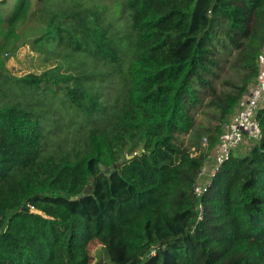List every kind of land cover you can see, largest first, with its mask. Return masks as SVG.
Instances as JSON below:
<instances>
[{"label": "trees", "instance_id": "obj_1", "mask_svg": "<svg viewBox=\"0 0 264 264\" xmlns=\"http://www.w3.org/2000/svg\"><path fill=\"white\" fill-rule=\"evenodd\" d=\"M39 1L31 15L45 18L33 50L67 42L84 59L120 65L122 37L101 22L102 8L46 9ZM27 2L18 0L8 15L0 0V32L16 34ZM126 6L137 40L110 118L86 87L89 75L60 65L15 76L0 60V264H264V104L261 138L243 155L232 151L201 200L193 192L225 122L259 74L264 0ZM230 59L240 78L227 79L230 89L219 92L215 79ZM34 90L62 93L100 125L87 130L74 153H46L42 109L28 97ZM205 93L218 123L207 129V147H188L180 137L195 129L192 111ZM95 242L103 247L96 259Z\"/></svg>", "mask_w": 264, "mask_h": 264}, {"label": "rangeland", "instance_id": "obj_2", "mask_svg": "<svg viewBox=\"0 0 264 264\" xmlns=\"http://www.w3.org/2000/svg\"><path fill=\"white\" fill-rule=\"evenodd\" d=\"M126 1L43 0L46 9L61 10L73 7L77 3L102 8L104 14L101 15V22L109 27L115 37L116 35L122 37L123 50L120 65L107 64L106 62L95 63L94 60L84 59L83 55L77 54L68 47L67 42L62 45L50 42L45 46L46 52L42 53L33 50L31 42L37 37L38 25L45 18V14H42L38 21L37 16L31 15L34 11H38L43 4L39 0H28L26 18L19 21L15 35L8 36V29L0 32V60L4 62L9 73L15 76H23L31 72L40 74L51 67L60 65L62 71L68 70L89 75V78L85 79L86 87L98 96V100L103 106L107 107L106 116L110 118L114 114V108L120 104L124 96L128 81L127 69L133 57L134 40L135 42L137 40L135 34H131L132 22ZM17 2L18 0H6V5L3 7L6 14L10 15ZM7 27L5 25L4 28ZM218 71L219 75L215 79V85L219 92L230 89V85L226 83L227 79L236 82L240 78L239 70L232 59L227 60L223 68ZM35 91L28 97L39 103L35 107L39 112V109H42L41 116H43L46 135L44 151L46 153L55 155L63 152L74 153L84 142L87 130L91 126L100 125L98 122L94 123L97 118L91 119L82 112L75 111V108L70 106L62 93H53L50 90ZM203 96V102L192 111L196 118L195 129L190 134L180 137V140L188 147L195 141H198L202 147H206L203 145V140L207 137V129L218 123L217 113L208 106L209 96L207 93ZM197 132L202 135L201 140L196 136ZM247 147L237 148L239 155H243L247 151ZM90 251L94 259L99 255L103 256V247L98 242L90 245Z\"/></svg>", "mask_w": 264, "mask_h": 264}, {"label": "built area", "instance_id": "obj_3", "mask_svg": "<svg viewBox=\"0 0 264 264\" xmlns=\"http://www.w3.org/2000/svg\"><path fill=\"white\" fill-rule=\"evenodd\" d=\"M264 104V47L259 56V74L250 83L245 91L237 110L229 116L224 124V132L220 141L209 153L202 169L193 184V192L197 199L208 192L213 177L219 172L223 163L230 157L232 151L244 146H250L261 138L262 130L258 120V112ZM208 138L205 137L203 145L208 146ZM193 155L198 151L191 149ZM199 219L204 215V207L201 201L198 205Z\"/></svg>", "mask_w": 264, "mask_h": 264}, {"label": "water", "instance_id": "obj_4", "mask_svg": "<svg viewBox=\"0 0 264 264\" xmlns=\"http://www.w3.org/2000/svg\"><path fill=\"white\" fill-rule=\"evenodd\" d=\"M128 158H131V156H128ZM101 167H102V169L104 171L107 170L105 166L101 165ZM90 190H91V187L89 186V187L86 188L85 192H83L82 194L78 195L77 197H72L71 199H76V198L82 197V196L86 195L87 193H89Z\"/></svg>", "mask_w": 264, "mask_h": 264}, {"label": "crops", "instance_id": "obj_5", "mask_svg": "<svg viewBox=\"0 0 264 264\" xmlns=\"http://www.w3.org/2000/svg\"><path fill=\"white\" fill-rule=\"evenodd\" d=\"M235 110H237V108Z\"/></svg>", "mask_w": 264, "mask_h": 264}]
</instances>
